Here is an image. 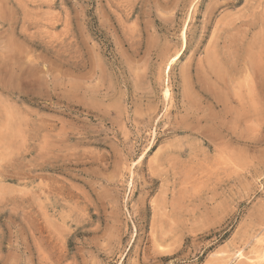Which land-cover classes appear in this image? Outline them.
<instances>
[{"label": "rangeland", "instance_id": "374dc122", "mask_svg": "<svg viewBox=\"0 0 264 264\" xmlns=\"http://www.w3.org/2000/svg\"><path fill=\"white\" fill-rule=\"evenodd\" d=\"M263 241L264 0H0V264Z\"/></svg>", "mask_w": 264, "mask_h": 264}, {"label": "bare ground", "instance_id": "6f19581e", "mask_svg": "<svg viewBox=\"0 0 264 264\" xmlns=\"http://www.w3.org/2000/svg\"><path fill=\"white\" fill-rule=\"evenodd\" d=\"M182 39H183V41H184V39H185V31H183V33H182ZM184 43V42H183ZM176 57H177V55L175 56V57H173L172 59H171V61H169V64L166 66V69H167V73L170 71V66H171V64L173 63V62H175V60H176ZM164 97L165 98H168L169 97V91H168V89H166L165 91H164ZM264 242V241H263ZM260 246V245H259ZM254 259V258H253ZM258 259H264V247H263V249L262 250H260V252H259V254H258ZM251 261V260H250ZM254 261H255V259H254ZM231 264V263H230Z\"/></svg>", "mask_w": 264, "mask_h": 264}]
</instances>
